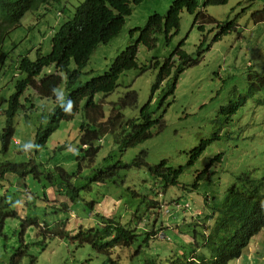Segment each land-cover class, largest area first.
<instances>
[{
    "label": "trees",
    "instance_id": "obj_1",
    "mask_svg": "<svg viewBox=\"0 0 264 264\" xmlns=\"http://www.w3.org/2000/svg\"><path fill=\"white\" fill-rule=\"evenodd\" d=\"M71 1L68 0L69 3ZM143 1H79L78 5H73V16L58 25L51 40V52L47 55L38 53V58L34 61L29 56H23L17 63L18 73L24 79L15 83L16 92L11 95L9 108L5 111L7 126L3 127L0 135V264H37L42 253L56 247H60L58 264H62L68 258L66 247L72 246L80 251L86 245L102 255L100 264H134L135 261V264H230L241 257L251 239L264 229V176L259 178L253 172H243L227 189L220 202L216 197L206 198L207 209L204 210L202 223L199 225L201 230H194L193 239L185 242L180 238L187 246H192V251L180 255L168 247L170 255L167 259H162L156 247L159 239L155 238L158 233L152 231L159 220L160 204L154 198L158 193L151 184L143 185L147 192L141 193L134 184L129 185L127 178L131 171L145 169L153 184L167 193L168 188L179 185L178 178L183 169H174L166 160H162L159 165H150L147 162V152L128 163L115 161L111 152L99 160L103 144L105 146V143L101 144V140L106 136H110L115 146L124 152L151 139L156 131H162L166 126L163 116H155L152 99L139 108L137 117H126L123 112L125 109H137L139 106L138 93L134 90H128L125 96L111 103L109 116H106L105 102L96 101L99 94L108 96L114 93L125 72L140 68L137 60L140 44L153 49L161 34L169 41L179 32L181 14L185 10L196 15L195 22H200L199 29L202 32L204 22L216 25L218 32L211 44L238 27L234 21L222 26L214 17L199 10L198 0H174L165 15L155 13L149 17L144 27L132 30V35L138 33V38L114 59L107 72L82 83L83 69L88 65L93 52L99 45L107 44L120 35L126 18L133 13V6ZM61 2L62 0H0V53L10 33L21 25L27 12L41 8L49 10L50 6ZM227 2L228 0H207L205 4L225 5ZM251 16L254 24L264 23V7ZM203 36L199 51L203 50L202 46L208 41ZM156 63L160 64L159 61ZM197 63L193 55L180 45L177 51L160 64L161 70L153 91L173 76L174 82L166 96L173 95L180 75ZM72 64L75 65L74 69H71ZM50 68H55V73L45 72ZM141 70L145 71L146 68L142 67ZM62 85L67 93L58 92ZM28 89L36 90L40 98L51 99L54 103L52 111L44 113L46 116L43 124L35 130L36 155L39 149L46 146L63 121L68 122L76 117L84 103L86 115L79 127L78 148L81 154L76 157L77 168L69 171L62 163L51 168L38 161V156L22 162L4 161L6 155H10L12 144L18 148L13 140L16 134L14 121L20 111L24 110L22 97ZM208 143L202 142L190 151L189 163L194 164L201 158ZM220 158L221 155H218L215 160ZM81 170L89 173L86 177L88 184L80 182L86 176L81 174ZM8 173L18 176L13 189L6 184ZM208 174L207 167L197 176L193 186L198 188ZM157 179L161 184L154 182ZM97 184L108 189L115 188L116 200L120 201L115 216L106 217L96 210L101 202L99 198L105 199L107 193L91 197L88 201L81 198V190L96 195L98 191L93 186ZM57 195L70 199L71 206L68 207L65 203L62 208L50 206L52 201L55 203L57 200ZM121 203L127 212L122 217L117 216L119 210L123 209ZM142 203L144 209L140 211ZM69 210L79 213L80 217L81 214H86L87 224L80 219L75 221L73 230H69L70 226L60 220L63 214L66 217L71 213ZM134 214L137 220L133 219ZM140 219L148 221L143 228H140ZM93 220L95 224H89L88 221ZM210 220H214V224ZM58 221L60 225L55 227ZM176 234L185 233L179 229ZM34 247L39 250V255L32 254L31 248ZM70 260L69 264L79 262L72 254ZM90 262L87 259L85 263L80 261L79 264Z\"/></svg>",
    "mask_w": 264,
    "mask_h": 264
},
{
    "label": "rangeland",
    "instance_id": "obj_2",
    "mask_svg": "<svg viewBox=\"0 0 264 264\" xmlns=\"http://www.w3.org/2000/svg\"><path fill=\"white\" fill-rule=\"evenodd\" d=\"M79 1L83 0H72L70 3L68 0H62L61 3L50 6L49 10L41 8L37 12L27 14L21 21V25L10 33V37L2 46L0 135L3 127L7 126L5 111L9 108L11 95L16 92L15 83L24 79L18 73L17 63L23 56H29L34 61L38 58V53L39 55L49 54L51 40L58 25L73 16V5H78ZM173 1L144 0L133 6V13L126 18L120 35L107 44L99 45L93 52L88 65L83 69L81 82L86 83L107 72L114 59L138 38V33L132 35V30L144 27L149 17L155 13L165 15ZM206 1L198 0L199 10L214 17L222 23V26L234 21L238 25L237 29L211 44L214 35L218 32L216 25L204 22V32H202L199 29L200 22H195L196 15L185 10L181 14V26L178 33L169 41L164 34H161L157 46L153 49L140 44L137 54L140 68L125 72L120 77V86L114 93L108 96L102 94L96 96L97 102H105L106 116H109L111 103L125 96L128 90H134L138 93L139 106L137 109H125L123 112L127 118L137 117L139 108L152 99V110L155 116H163L165 120L166 126L162 131H156L151 139L124 152L115 146L110 136L105 137L102 140L105 146L101 142L103 149L99 154V160L111 152L115 161L121 160L128 163L137 159L143 152H147V162L150 165H159L162 160H166L174 169H183L178 178L180 185L168 188L167 193L153 184V180L145 169L133 170L127 178L129 185L134 184L136 190L141 193L146 194L147 189L143 185L150 184L158 193L157 196L154 195V198L158 199L160 204L159 220L157 227L152 231L158 233L155 238L159 239L156 247L162 259H167L170 255L168 247L178 254L182 253L181 249L186 254L192 251V246H187L180 239L182 237L179 234L175 235V231L181 226V231L188 235L187 239H193L194 230H201L200 227L193 225L199 223L202 218L201 215V218L196 220L198 211L195 210L200 206L203 207V201L207 196L216 197L220 202L227 189L243 172H253L259 178L264 176V23L254 24L251 16L256 10L264 7V0H228L225 5H206ZM203 35L208 38V41L202 46L203 50L199 51ZM180 45L183 50L192 54L193 59L198 63L188 67L180 75L174 94L167 97L166 93L175 79L173 76L165 80L156 91L153 89L158 81L160 64L177 51ZM156 61L160 64L157 65ZM142 67L146 70L142 71ZM74 68L75 65L72 64L71 69ZM58 92L67 93V90L62 85ZM22 104H24V110L20 111L14 121L16 134L13 140L18 148L13 147L14 144H12L10 155L7 154L4 161L22 162L30 157L38 156V161L46 163L51 168L59 163H62V166L69 171L77 168L76 157L81 154L78 148L80 146L79 127L86 115L83 109L84 103L73 120L63 121L60 124L46 146L38 150L37 155L34 145L35 130L43 124L42 121L46 116L44 113H50L54 103L51 99L40 98L36 90L28 89L22 97ZM202 142H209L203 155L196 163H189L190 151ZM59 148L63 149L59 150ZM218 155H221V158L215 160ZM60 159L64 161L59 162ZM207 167L209 168L207 179L201 181L197 189H193L192 184L198 174ZM81 174L86 176L80 182L83 185L88 184L86 177L89 173L81 170ZM17 180L18 176L8 173L6 184L13 189L16 187ZM154 182L160 183L158 179ZM93 188L98 191L96 195H90L87 191L81 190V198L88 201L91 197L96 198L107 193L105 199L99 198L101 202L96 210L98 209L106 217L115 216L120 204L115 197V188L108 189L102 184L94 185ZM29 189L31 190V187ZM49 193L51 195V190ZM136 201L140 203L139 200ZM63 203L68 207L72 204L64 195H57V200L55 203L52 201L50 206L62 208ZM180 203L183 207L189 204L191 208L178 209ZM124 208L126 209L124 206L119 210L117 216L122 217L127 213ZM142 208L144 209L143 203L140 204V211ZM181 210L183 212H180ZM69 211L71 213L68 216L64 217L63 214L60 219L70 226L69 230H73L75 221L80 219L87 224L86 214H81L80 217L79 213ZM173 211L175 214L171 216ZM82 213H84L83 209ZM192 214L194 217L191 216ZM175 215L177 218L173 219ZM126 218L129 219L128 216ZM182 218L191 225L182 226ZM133 219L137 220L135 214ZM88 222L91 225L95 224L94 220ZM147 222L140 219V228L145 227ZM178 223L179 225L176 226ZM210 223L214 224V220H210ZM59 225L60 221L55 224V227ZM65 251L68 253V258L62 264L71 262V254L77 257L78 264L80 261L85 263L87 259L91 260L89 264H100L103 260L102 255H98L88 245L80 251L72 246L66 247ZM31 252L39 255L36 247L31 248ZM59 255L60 247L53 248L49 252L42 253L37 264H58Z\"/></svg>",
    "mask_w": 264,
    "mask_h": 264
},
{
    "label": "crops",
    "instance_id": "obj_3",
    "mask_svg": "<svg viewBox=\"0 0 264 264\" xmlns=\"http://www.w3.org/2000/svg\"><path fill=\"white\" fill-rule=\"evenodd\" d=\"M197 211H198V214L203 212L202 208L200 207L197 209ZM191 216L193 217L194 215L192 214ZM176 218H177V215H175L173 219H176ZM181 223H182L181 224L182 226L183 225L186 226L188 224V221L182 218ZM178 225L179 223L176 224V226ZM181 228L182 227L180 226V229ZM178 230L179 229H177L175 233H178ZM180 237L182 236L180 235ZM187 237L183 238L184 241L185 242L191 241V240H188ZM231 263L232 264H264V229L261 231L259 235H257L251 240L248 247L244 250L243 255L239 259L232 261Z\"/></svg>",
    "mask_w": 264,
    "mask_h": 264
},
{
    "label": "clouds",
    "instance_id": "obj_4",
    "mask_svg": "<svg viewBox=\"0 0 264 264\" xmlns=\"http://www.w3.org/2000/svg\"><path fill=\"white\" fill-rule=\"evenodd\" d=\"M39 10H40V9H39ZM39 10H37V11H39ZM37 11H30V12H27V14H29V13H31V12H37ZM27 14H26V15H27ZM26 15H25V16H26ZM22 20H23V19H22ZM53 72H55L54 69H51V68H50V69L47 70V73H53ZM44 74H45V73H44ZM80 111H81V110H80ZM80 111H79V112H80ZM106 137H107V136H106ZM102 140H103V139H102ZM102 140H101V142H102ZM102 143H103V142H102ZM102 143H101V144H102ZM91 145H93V144H91ZM84 147H87V145L84 144ZM199 174H200V173H199ZM199 174H198V175H199ZM204 180H205V179H204ZM204 180H203V181H204ZM195 182H196V179H195ZM179 185H180V184H179ZM193 185H194V183L192 184V188H193V189H197V188L194 187ZM206 198L211 199L212 197L207 196ZM206 198H205L204 201H203V207L200 206V208H202L203 212H204L205 209H207ZM177 204H178V203H177ZM177 208H178V209H182V210H187V209H190L191 206H190L189 204H186L185 207H183V206L181 205V203H180L179 206H178ZM198 208H199V207H198ZM198 208H196L195 211H197ZM209 209H210V208H209ZM182 210H181L180 212H183ZM193 211H194V210H193ZM203 212H202V213H199L198 215H196V218H197L196 220L200 219V218H201V215L203 216V214H204ZM174 213H175V212L173 211V213L170 214V215L173 216ZM193 217H194V216H193ZM201 223H202V219L200 220L199 223H197V224H195V225H193V226L199 228V225H200ZM188 225H191V224H187L186 226H188ZM162 232H163V231H162ZM260 233H261V232H260ZM260 233H258L257 235H259ZM163 234H164V233H163ZM257 235H256V236H257ZM164 236H165V235H164ZM181 236H182V238H185V237H187L188 235H187V234H186V235L183 234V235H181ZM256 236H254V237H256ZM254 237H253V238H254ZM190 238L192 239L191 236H190ZM253 238H252V239H253ZM165 239H166L168 242H170L169 239H168V237L165 236ZM252 239H251V240H252ZM163 242H164V241H163ZM250 242H251V241H250ZM249 244H250V243H249ZM247 247H248V246H247ZM247 247H246V248H247ZM246 248H245V249H246ZM181 250H182V253H181L180 255H182V254L184 253L183 249H181ZM243 252H244V251H243ZM242 255H243V254H242ZM242 255H241V256H242ZM238 259H239V258H238Z\"/></svg>",
    "mask_w": 264,
    "mask_h": 264
}]
</instances>
